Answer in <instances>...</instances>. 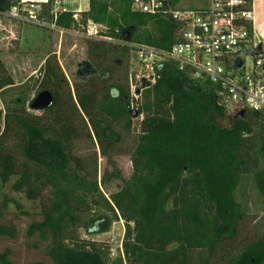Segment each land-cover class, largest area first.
Returning <instances> with one entry per match:
<instances>
[{
	"label": "trees",
	"instance_id": "trees-1",
	"mask_svg": "<svg viewBox=\"0 0 264 264\" xmlns=\"http://www.w3.org/2000/svg\"><path fill=\"white\" fill-rule=\"evenodd\" d=\"M120 1L122 9L109 13L106 2L90 0L88 11L82 12L84 20L104 23L111 37L120 39L126 32L128 42L158 49L167 50L177 41L178 23L132 12L131 0ZM18 2L0 0V10H10ZM53 2L47 0L42 12L52 21ZM127 12L149 16L156 36L143 20L124 21ZM73 15L58 13L56 26L70 28ZM89 44L96 61L86 65L100 75L93 78L79 71L75 98L64 87L68 84L55 58L49 57L40 86L53 94L52 106L44 109V116H34L26 112L23 97L13 101L3 116L0 183H11V191L37 202L40 209L41 220L28 225L27 235L48 242L52 264H106L99 249L79 240L76 230L105 233L117 216L125 225L126 264H187L195 249L200 251L201 264H264V228L255 226L252 235L242 236L247 211L237 198L243 175L251 174L264 199V116L230 111L220 103L213 85L191 79L171 61L160 62L153 67L154 83L143 85L145 117L132 148L133 171L125 179L111 155L124 136L117 121L123 120L126 131L130 130L131 98L128 86L114 81L113 74L122 60L130 65L131 51L127 46ZM110 56L120 62L101 67L99 59ZM12 84L10 77L0 76V89ZM81 111L101 154L114 167L100 181L96 157L89 171L73 154V143L80 138L76 117ZM112 179L121 185L106 196L101 187L107 188ZM11 201L16 203L3 195L0 216ZM0 235L13 238L16 230L0 222ZM0 264H15L9 251L0 254Z\"/></svg>",
	"mask_w": 264,
	"mask_h": 264
},
{
	"label": "rangeland",
	"instance_id": "rangeland-1",
	"mask_svg": "<svg viewBox=\"0 0 264 264\" xmlns=\"http://www.w3.org/2000/svg\"><path fill=\"white\" fill-rule=\"evenodd\" d=\"M99 1L107 3L109 13L113 11L117 13V10L122 9V2L120 0ZM206 1L207 0H178V3L182 8H193L206 3ZM21 2L22 0H19V2L14 5V7H17V11L13 10L14 8L10 10H0V76H8L13 82L12 85L0 89L1 129L3 127V116L7 107H12L13 101L18 99L21 100L23 97H25L24 107L26 112L34 116H44V110H33L30 108L29 104L39 92L46 90V88L40 86V82L47 58H55L68 84V86L64 85V87L66 89L69 87L73 94V98H75V83L77 82L80 84L81 82L78 76L79 71L81 75L86 76L90 74L93 75V78L100 75V71L93 73L92 68L86 65V62L96 61L95 50L89 42L104 43L106 48H109V45L126 46L123 38L129 35L124 32L123 37L120 39L111 37L108 27L104 23H99L102 25L99 35L106 38L104 40L101 38H87L84 35L85 26L88 20L91 19L84 20L82 12H77L73 15L75 22L70 28L64 29L56 25L55 28H52L51 24L53 21L42 14L45 10V3L37 1H35V4L41 7V17H43L46 26H37L22 22L16 17L11 16L13 12L23 15L18 11L22 7H25V4ZM73 3H75V0H54L51 15H53V13L58 14L63 9H72ZM121 12L122 11L119 12L118 16L122 20L120 16ZM140 20L145 22L144 25L147 26L150 34L155 37L156 34L154 33L156 27L149 16L127 12L124 17V21L126 22H138ZM141 32L140 30L137 33L141 34ZM155 47L157 48V46ZM101 60V67H105L106 64L112 61H114V63L120 62L118 59L113 60L111 56L106 57L104 60L99 59V61ZM247 63H250V58H247ZM119 65L120 67H117L115 74H113V80L128 86L131 98L129 109L140 112L137 117L131 116L129 131H126L123 126V120L117 121L120 122L118 127L124 136L118 149L112 153L111 160L114 162V166L121 171L123 178L128 179L133 171L132 162L130 160L132 148L136 142L137 135L142 131L141 124L145 117L141 107L143 103V98L141 96L143 93V85L149 82L151 84L154 83V71L151 70V64L145 66V63L138 62L132 53L130 65H127L124 60H122ZM128 66L130 67L129 70ZM126 73H128V79H125ZM80 113L81 114L76 117L77 126L80 130V138L73 143V154L87 164L89 171L92 170L91 161L96 157L97 179L100 181L104 172L106 170L110 172L114 167L110 159L101 154L87 117L84 116L82 111ZM81 115L83 116L82 119ZM83 122H87L88 126H85ZM89 133L92 135V138L89 137ZM243 176L242 184L237 191V198L244 204L245 210L247 211L242 229V236L244 237L252 235L255 226H258L260 231L263 230L264 199L256 188L252 175L244 174ZM10 184L2 186L0 183V202L3 199V195H7L13 198L16 203L14 201L8 203L6 209L2 211L0 222L11 227L13 226L16 230V235L13 238L0 235V254L9 251V258L15 264H31L34 262L52 264L47 254L48 242L39 240L37 235L32 237L27 235L28 225L32 221L41 220L38 203L26 199L21 193L11 191ZM119 185H121L120 181L112 179L107 188L101 187V189L103 193L108 196L110 192L116 191ZM17 204H19L20 207H18ZM99 210L100 212L107 213V210L103 208H99ZM23 212H27V214ZM112 218L111 227L105 233L89 235L85 233L83 228H78L76 230V235L79 240H84V244H88L89 246L93 244L98 248L106 264H116L120 260L123 262L122 264H126L124 252L123 255L121 254V248L123 250L125 225L123 220L119 217L114 216ZM199 254L200 251L198 249L192 250L189 253L187 264H201Z\"/></svg>",
	"mask_w": 264,
	"mask_h": 264
},
{
	"label": "built area",
	"instance_id": "built-area-1",
	"mask_svg": "<svg viewBox=\"0 0 264 264\" xmlns=\"http://www.w3.org/2000/svg\"><path fill=\"white\" fill-rule=\"evenodd\" d=\"M251 2L207 0L197 7L182 8L174 0H131L132 12L178 23L177 41L164 50L128 42L125 37L123 40L136 60L145 66L151 64V70L160 62L171 61L191 79L213 85L220 103L230 111L264 116V46L257 40L252 26ZM21 3L25 7L18 11L23 15L13 12L11 16L46 26L41 7L35 1ZM13 8L17 11L16 6ZM56 16L53 13L52 28ZM101 29V24L88 20L84 35L104 40L106 37L99 35Z\"/></svg>",
	"mask_w": 264,
	"mask_h": 264
},
{
	"label": "crops",
	"instance_id": "crops-1",
	"mask_svg": "<svg viewBox=\"0 0 264 264\" xmlns=\"http://www.w3.org/2000/svg\"><path fill=\"white\" fill-rule=\"evenodd\" d=\"M23 1H37L45 3L47 0H23ZM90 1L89 0H75V3L72 5V9L61 10L71 11L74 14L77 12H85L89 9ZM55 9V8H54ZM252 9V26L256 33L257 40L264 46V0H252L251 2Z\"/></svg>",
	"mask_w": 264,
	"mask_h": 264
},
{
	"label": "water",
	"instance_id": "water-1",
	"mask_svg": "<svg viewBox=\"0 0 264 264\" xmlns=\"http://www.w3.org/2000/svg\"><path fill=\"white\" fill-rule=\"evenodd\" d=\"M53 104V94L49 90H43L39 92L30 103V108L33 110H44L51 107ZM240 115L244 114V111L239 112ZM130 115L132 117H137L139 112L136 110H131Z\"/></svg>",
	"mask_w": 264,
	"mask_h": 264
},
{
	"label": "flooded vegetation",
	"instance_id": "flooded-vegetation-1",
	"mask_svg": "<svg viewBox=\"0 0 264 264\" xmlns=\"http://www.w3.org/2000/svg\"><path fill=\"white\" fill-rule=\"evenodd\" d=\"M30 105V104H29Z\"/></svg>",
	"mask_w": 264,
	"mask_h": 264
}]
</instances>
